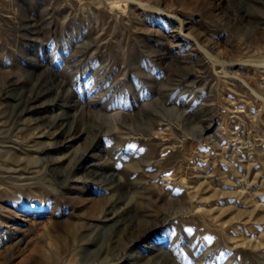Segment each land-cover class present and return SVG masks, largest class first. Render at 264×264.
Wrapping results in <instances>:
<instances>
[{"label":"rangeland","instance_id":"374dc122","mask_svg":"<svg viewBox=\"0 0 264 264\" xmlns=\"http://www.w3.org/2000/svg\"><path fill=\"white\" fill-rule=\"evenodd\" d=\"M1 79L0 264L64 263L47 179L89 214L110 191L58 160L91 145L77 177L145 197L82 261L110 237L109 264H264V0H0Z\"/></svg>","mask_w":264,"mask_h":264},{"label":"bare ground","instance_id":"6f19581e","mask_svg":"<svg viewBox=\"0 0 264 264\" xmlns=\"http://www.w3.org/2000/svg\"><path fill=\"white\" fill-rule=\"evenodd\" d=\"M2 81V79L0 80ZM93 145L89 147H85L82 149V153L78 155V153H75V156L72 155H65L62 159H59L58 161L62 164L64 162V159L68 157V163L66 164L65 170H64V183L65 186L76 184V182L81 183L82 185H96L101 187V189L110 191L111 195L109 197H103L99 200V202L93 207V209L89 212V214H83V217L81 219L77 216L76 218L70 216V212H65V217L63 216L62 212L55 211L52 204L53 197L51 194L55 192L56 195H59L61 198H65L63 193L57 194L55 190V185L51 179L48 180V201L46 203L47 208H51V220L52 225L51 228L47 231V239L46 240V246H47V252L50 257H53V259L58 258L56 256L60 252L58 250H61V253L64 254V263L63 264H109V260L107 259V256H104L102 253L103 246L105 243H109L110 237H108V240L103 241V245L98 246L95 249H90L88 252L87 260L82 261L80 259L83 250L84 245L90 243L92 233H94V227H96L95 222H107L115 220V225L112 227H117L116 224L120 222V215L123 211H125L132 202L137 201L140 206H142L143 202V196L141 194H134L130 197V199L127 198L128 201L126 203L120 205V201L117 198V196L112 192L113 190L119 189L121 186H123L122 179L116 175L114 172L110 175L105 174L103 172H97L94 170V172L90 173L88 176L83 177H77V170L81 169L83 160L89 156L90 152L93 149ZM80 149H76V152H79ZM72 156V157H71ZM20 160V159H19ZM57 163V162H56ZM49 175V174H48ZM186 183V182H185ZM184 184V183H183ZM96 186L94 188H96ZM98 189V188H97ZM76 191V190H75ZM108 193V192H107ZM141 193V192H140ZM130 195V194H129ZM119 204V205H118ZM60 209V208H59ZM88 212V211H87ZM85 215L87 217H85ZM90 219V220H89ZM87 220V221H86ZM54 225V226H53ZM110 227V228H112ZM94 231V232H93ZM152 229L146 231L142 236H140L141 239H144L151 235ZM119 234L116 235L118 237ZM95 236V235H94ZM94 238V237H93ZM139 238V239H140ZM95 239V238H94ZM44 240V242H45ZM128 248V247H126ZM125 249V248H124ZM125 260H128V254L126 251H123ZM60 255V254H59ZM48 256V257H49ZM57 257V258H56ZM49 259V258H48ZM62 260V259H61ZM169 257L167 258H153L150 262L147 264H168Z\"/></svg>","mask_w":264,"mask_h":264}]
</instances>
